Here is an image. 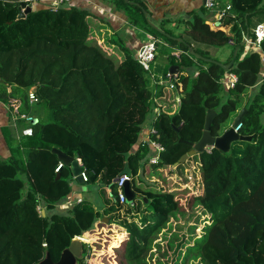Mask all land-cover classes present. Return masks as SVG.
<instances>
[{"label":"trees","instance_id":"trees-1","mask_svg":"<svg viewBox=\"0 0 264 264\" xmlns=\"http://www.w3.org/2000/svg\"><path fill=\"white\" fill-rule=\"evenodd\" d=\"M129 1L120 3L134 7L131 23L155 40L156 53L148 69L134 59L124 42L114 40L122 52L119 57V52L110 54L105 49H109L106 43L102 46L90 39L88 13L82 9L49 7L17 19L18 5L0 0V99L7 103L19 100L20 112L36 121H15V125L31 127V136L20 133L15 138L5 133L9 156L0 158V264H37L46 253L56 263L75 237L84 240L105 215L125 206L130 212L128 207H134L139 199L149 212L141 218L143 227L121 225L132 240L126 243L124 257L136 263L147 248H135L140 239L145 244L149 232L151 237L171 216L182 213L178 191L163 188L166 168L180 175L178 187L191 185L188 175L194 177L186 203L200 207L210 221L202 236L187 248L186 257L199 259L201 264H264V80L259 76L260 56H241L243 45L228 71L219 65L232 60L243 36H252L251 19L256 14L264 19V0H214L220 7L230 6L217 30L209 27L203 7L189 13V19H176L183 27L179 34L165 28L167 21L158 27L160 33L144 17L147 11ZM203 46H229L230 57L218 63ZM189 49L199 58L189 54ZM173 66L178 67L172 80L175 90L165 84ZM230 73L237 82L224 99L220 80ZM33 87L37 101L30 105L28 93ZM248 90L252 93L243 107L247 113L239 134L251 140L233 142L227 153L206 149L176 165L191 149L179 140L198 142L209 110L216 113L210 133L218 136ZM176 97L180 104L171 112ZM156 102L165 103L166 108L152 121L149 116ZM147 120L154 131L150 139L164 148L154 165L147 160L153 155L151 148L138 145L134 150ZM52 149L79 160L88 176L86 184L99 182L111 190L113 200L117 195L115 180L123 173L131 175L132 200L107 205L101 213L86 199L67 208L64 202L69 203L72 192V171L58 161ZM60 163L62 168L56 173ZM185 191L188 193L187 188ZM62 208L67 213L57 212ZM86 248L77 264H83Z\"/></svg>","mask_w":264,"mask_h":264},{"label":"rangeland","instance_id":"rangeland-1","mask_svg":"<svg viewBox=\"0 0 264 264\" xmlns=\"http://www.w3.org/2000/svg\"><path fill=\"white\" fill-rule=\"evenodd\" d=\"M260 16L261 14H256L251 19L250 29L253 27V21ZM154 28L162 33L158 28ZM165 28L170 29L169 27ZM151 38L150 36L146 37L145 34L142 35L144 41H148V39ZM98 44L104 46L101 40H98ZM213 48L209 56L216 59L218 63L226 62L229 59L231 53V48L229 46ZM105 49L109 51L110 54L115 52L111 50L112 48ZM160 49L161 48L158 50ZM115 54H117V52ZM22 93H25V91H22ZM158 105L161 107L165 105V103H158ZM171 108L172 112L173 107ZM263 119L262 123L264 124ZM162 177L166 180L163 182L164 189L178 191L177 200L179 199L178 202L182 213H177L176 217L171 216L166 225L155 232L151 237L149 236L150 232H146H149L146 237V243L144 244L140 239L141 244L138 243L135 247L138 250L142 249L143 246L147 247L141 254L139 261H136V263L130 262L127 261V257H124L126 243L129 241L130 244L132 240L130 241V235L125 232L124 227L121 226L122 223H124L129 226L135 225L137 228L143 227L141 218L144 214L148 215L149 212H147L145 204L137 199L134 207H128L130 212L129 210L127 211V207L125 206L120 211L115 210L110 216L105 215V218H108L107 222L102 221L103 218L100 219L92 231L86 233L82 237L87 246L86 257L83 259V264H201L199 259H192L189 256L186 257L187 248L193 244V240L202 236L204 227L210 223V221H208L209 217L202 213L200 207H192L190 204L186 203V199L192 194L191 191L195 181L194 177L189 174L188 183L192 182V184L183 185L182 187H178V184L180 185L182 181L180 175L172 168H166L165 171L162 172ZM151 180L155 181V179ZM75 186L80 189L82 196L88 201H90V198L93 196L97 199V206L95 207L100 213L107 205H114V203H117L115 199H106L108 197L106 188L100 184H79L76 182ZM186 188L188 193L185 191ZM94 202L95 201H93V203ZM130 204L132 203L130 202ZM61 210L62 211L57 210V212L60 214L67 213V210H63V208ZM146 218L149 220L148 216H146ZM141 234L143 233L141 232ZM128 248L132 251L134 246L131 245L128 246Z\"/></svg>","mask_w":264,"mask_h":264},{"label":"crops","instance_id":"crops-1","mask_svg":"<svg viewBox=\"0 0 264 264\" xmlns=\"http://www.w3.org/2000/svg\"><path fill=\"white\" fill-rule=\"evenodd\" d=\"M33 1L34 2L31 5V12L49 8V3L52 2V0ZM120 2L127 3V0H70L68 3L62 4L61 7H75L86 11L88 13L86 18L90 29V39L97 40V42L98 40L103 41L104 43H106V45L109 46L110 49L112 48L111 50L115 51L114 53L117 52L118 54L119 52V57H122V52L120 51L119 47L114 44V40H116L117 42H124L125 46L134 57L135 53L133 52H136L137 48L147 42L142 39V35L145 34L146 37L150 35L145 33L142 29L135 27L131 23L130 16L131 12L134 10V7L129 6L128 8ZM129 2L131 5H139L144 10H146L147 13L145 12L144 17L148 19L150 24H152L154 27L158 28L167 21L168 24H165L166 27L172 29L175 34L183 32V27L176 24V19H189V13L199 11L204 7L203 0H131ZM206 13L207 16L205 17V20L207 21V19L211 17V14L209 13V11H207ZM259 22L264 23V19L258 17L256 20H254L252 25L253 27L251 29H253L254 26ZM207 23L212 30H217L219 28L212 24V22L207 21ZM222 30L224 29L222 28ZM202 49L210 53L212 47L208 48V46H203ZM246 54L249 53L244 50L241 56H244ZM191 72H195V70L192 69ZM260 72L259 76L261 79L262 77ZM222 90V94L225 95L224 99H226V94L229 92V90L224 88ZM7 92H10V88H7ZM251 93L252 90H248L245 94H243L237 111L233 115H231L229 120L222 126L220 133L230 127L232 120H234L239 111L243 109L245 103L249 100ZM8 103L0 99V158L2 159H5L9 156V150L5 142V133L9 132L11 136L17 138L20 135L21 131L24 129L18 124L15 125L16 122L13 119L14 117L11 114ZM176 109L177 108H173L172 112H175ZM151 117L152 115L149 116V118ZM148 123L149 122L147 120L143 125V131L140 140L146 135V131L144 130H146V128L148 127ZM138 143L139 141L137 142V144ZM136 148L137 145H135L134 150ZM76 182L77 181L73 177V181H71L72 192L69 197V203H74V199L78 198H81L82 200L86 199L82 196L80 189L75 186ZM96 184L100 183L97 182ZM106 193L108 194V197L106 199H109L111 190L106 188ZM93 201L95 202L93 203ZM90 202L94 205V208L96 210L95 206H97V199L93 196L92 198H90ZM69 203L66 204V201L64 202V204L67 205V208L70 207Z\"/></svg>","mask_w":264,"mask_h":264},{"label":"built area","instance_id":"built-area-1","mask_svg":"<svg viewBox=\"0 0 264 264\" xmlns=\"http://www.w3.org/2000/svg\"><path fill=\"white\" fill-rule=\"evenodd\" d=\"M26 4V6H29L32 8L33 0H21ZM70 0H52L50 2V7L54 10L61 7L62 4L68 3ZM204 8L209 11L211 14V17L207 19L208 22H212L216 27H220V24L224 17L226 16L227 11L230 10V6L227 4L224 7H219L215 3L214 0H203ZM244 42V50L248 53H257L260 56V63H261V80H264V52L262 51V43L264 40V23L257 24L254 29L252 30V36L246 35L243 36ZM156 53V45L154 39H148V41L144 44H142L139 48L136 49L134 59L138 61L140 64H142L145 68L148 69L149 64L153 61ZM176 57L178 56V52L175 53ZM197 73L194 74L196 76ZM176 77V74H168L167 80L165 81V84H168L169 88L172 90H175V85L173 83V79ZM237 82V77L234 74H225L224 77L220 80V84L222 88L230 90L234 87V85ZM161 82L160 84H162ZM37 101V98L35 97V94L28 93V102L30 105L34 104ZM180 104L179 97L175 98V104L173 105V108H177ZM9 109L11 111V114L13 115V119L16 120H24L27 124L32 123L34 121L32 116H29L27 114L21 113V102L16 99H10L8 103ZM165 106L159 107L158 103L156 102V107L152 114V121H154L159 115L161 110H165ZM144 125V124H143ZM241 124H239L234 131L236 133H239V130L241 128ZM146 135L139 140L138 145L144 146L147 145L149 148H151L153 155L148 158V163L151 165L156 164L160 160V155L164 151V148L157 142L152 141L150 139V135L154 133V131L151 129L149 123L148 127L146 128ZM21 134L23 136H31L32 135V128L26 127L21 131ZM208 149H211L209 147ZM80 164V162H79ZM81 165V164H80ZM62 168V164L60 163L57 168L55 169L56 173H59L60 169ZM82 168V165H81ZM80 179L83 183H86L88 181V176L85 172V170L82 168L80 172ZM131 181V175L127 173H123L115 181L116 186V201L118 204L123 205L127 201V197L124 193V186L126 183H129ZM82 199L78 198L76 201L72 204L69 203L70 207L74 204H77L81 202ZM41 214H44L43 211H41ZM78 239H81L78 237ZM81 241V240H80ZM83 244H85V241H81ZM86 245V244H85ZM43 247H46L45 244H43Z\"/></svg>","mask_w":264,"mask_h":264},{"label":"water","instance_id":"water-1","mask_svg":"<svg viewBox=\"0 0 264 264\" xmlns=\"http://www.w3.org/2000/svg\"><path fill=\"white\" fill-rule=\"evenodd\" d=\"M2 1H8L11 3H16L18 5V15L17 19H23L27 14L31 13V8L29 6H26L24 2L21 0H2ZM244 40L241 42L240 45L236 46L233 50V56L232 60L227 65H221L219 64L224 71H228L230 67H232L236 54L238 50L244 45ZM189 54L194 55L195 57L199 58L198 55H196L191 49H189ZM178 70L177 66H173L169 68V73L175 74ZM36 88L33 87L29 90V93H35ZM247 113L246 109H242L239 111L236 118L233 120L231 126L224 130L222 133L219 132V135L216 137H213L210 133V127L213 123V120L216 116V113L214 111H207L205 116V123H204V130L202 133V136L200 140L196 143H189L183 140H179L181 143H185L191 147V149L183 154L177 164H184L190 157L194 156L195 154H200L204 152L207 148H215L223 153H227L230 150V146L233 142L237 141H243V142H249L251 140L250 137H244L241 136V134L236 133L234 129L242 123L243 118L245 117ZM36 121L34 120L33 123ZM52 153L57 156L58 161H60L63 165L69 166L72 171V175L75 178V180L82 184V181L80 179V172L82 170L81 165L79 164L78 160H73L69 158L67 155H65L63 152L52 149ZM59 178V174H57L56 179ZM116 181V180H115ZM124 193L127 195V200H132V197L130 196L129 192V183H126L124 186ZM102 221H108V218H103ZM85 249V245L78 239L74 238L71 242L68 248L62 251L59 260L56 263H53L50 260L49 254L46 253L45 257L37 264H76V261L82 257L83 250Z\"/></svg>","mask_w":264,"mask_h":264},{"label":"clouds","instance_id":"clouds-1","mask_svg":"<svg viewBox=\"0 0 264 264\" xmlns=\"http://www.w3.org/2000/svg\"><path fill=\"white\" fill-rule=\"evenodd\" d=\"M208 149V148H207ZM83 183V182H82ZM75 238H78V237H75ZM80 238V237H79Z\"/></svg>","mask_w":264,"mask_h":264}]
</instances>
